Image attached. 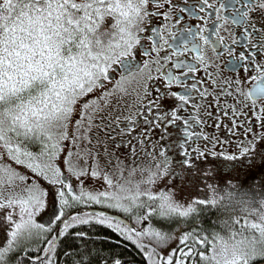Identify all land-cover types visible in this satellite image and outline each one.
Masks as SVG:
<instances>
[{
	"label": "snow or ice",
	"instance_id": "snow-or-ice-1",
	"mask_svg": "<svg viewBox=\"0 0 264 264\" xmlns=\"http://www.w3.org/2000/svg\"><path fill=\"white\" fill-rule=\"evenodd\" d=\"M183 4L0 0V264H132L125 242L144 264L257 254L264 198L221 195L202 164L264 161V0ZM161 180L204 196L181 203ZM204 206L219 230L199 225Z\"/></svg>",
	"mask_w": 264,
	"mask_h": 264
},
{
	"label": "flooded vegetation",
	"instance_id": "flooded-vegetation-1",
	"mask_svg": "<svg viewBox=\"0 0 264 264\" xmlns=\"http://www.w3.org/2000/svg\"><path fill=\"white\" fill-rule=\"evenodd\" d=\"M174 2L179 3L181 6H186L183 4V0H174ZM188 2H189V4H194L195 0H188ZM223 14L224 15H230V13H223ZM183 16H184V20H183L181 26H183V24H191L193 27H195L198 23H200L195 18H190L187 13H184ZM231 30L232 29H230V31ZM237 32H238V30H237ZM221 35H223L225 37L226 43H229L231 41V37L229 36L228 31L222 30ZM179 42H180V38L177 37V40L174 41V43H179ZM209 54H211L210 50H209ZM229 59H230V57H228L227 54L225 53L223 55V57L220 59L219 63L221 65H225ZM225 75H229V73L225 72ZM255 84H256V82L252 81L251 83H247L245 86H246V88L250 89V88L254 87ZM262 130H264V129H260L259 127H257V129H256L257 132L262 131ZM238 147H239V145L237 144V141L235 138L233 139L232 144H225L224 145V148L228 149L230 153H236V154H238ZM263 163H264V161H260L258 158H254L251 161H250V159L245 158L241 161L238 160V161H232L230 163H222V165L220 163H216L215 164V167L217 169L216 174H217L218 179L220 181L225 182L224 184H222V186L227 185L230 182L232 183L234 181H239V180L242 181L243 179H246V178L247 179H256L258 177V172L263 173L262 170H259V168L264 167L262 165ZM125 164L129 168L131 167L130 161H125ZM202 166L204 167V164H202ZM125 173H127V172H125ZM233 175H236V176H233ZM175 187H177L176 183L173 181H169L168 186L164 187V188L167 191H172L173 188L175 189ZM178 188H179V186H178Z\"/></svg>",
	"mask_w": 264,
	"mask_h": 264
},
{
	"label": "rangeland",
	"instance_id": "rangeland-1",
	"mask_svg": "<svg viewBox=\"0 0 264 264\" xmlns=\"http://www.w3.org/2000/svg\"><path fill=\"white\" fill-rule=\"evenodd\" d=\"M239 161H241V160H239ZM216 163H220L222 165V163H230V161H225L223 159V157H219V158L208 157L203 162L204 168H206L210 172V175L206 178V182L213 184L219 190L221 195L225 194L224 193L225 189L229 188L232 183H235L238 185L237 194L247 193L248 195L252 196L256 200L264 198V167L259 168V170H262L263 173L258 172V177L256 179H247L246 178V179H243L242 181L241 180L234 181L232 183L230 182L227 185L222 186V184H224L225 182L220 181L218 179V176L216 174L217 169L215 167ZM262 165L264 166V163ZM16 167L19 170V166H16ZM125 175H127V173H125ZM233 176H236V175H233ZM136 179H139V176H137ZM176 186L177 187H175V189L173 188L172 192L174 194V197L181 203H184L186 201H190V198H197V197L203 198V196H204L203 191L198 192L188 184L180 183V184H176ZM178 186H179V188H178ZM164 187H165L164 181L163 180L158 181L154 187V190L166 191V189ZM203 187H204V185L201 184V188H203ZM206 207L207 206H205L204 208H206ZM217 208L222 212L221 208H219V207H217ZM221 215L223 216L224 213L222 212ZM214 230H216V229H214ZM4 236H5V233L3 231H0V246H3V244L5 242Z\"/></svg>",
	"mask_w": 264,
	"mask_h": 264
},
{
	"label": "trees",
	"instance_id": "trees-1",
	"mask_svg": "<svg viewBox=\"0 0 264 264\" xmlns=\"http://www.w3.org/2000/svg\"><path fill=\"white\" fill-rule=\"evenodd\" d=\"M222 212L216 207L211 209L205 208L204 211L201 212L199 217V225L203 227L204 230L211 232L214 229L219 230L218 219L222 217ZM154 225L161 230L165 231H174L176 225L171 223H164L159 219H155L153 221ZM112 239H118L114 234L112 235ZM127 247L121 246V248L117 249V251H121L122 254L130 261L132 264H144L141 253L136 249V247L130 243H127Z\"/></svg>",
	"mask_w": 264,
	"mask_h": 264
},
{
	"label": "clouds",
	"instance_id": "clouds-1",
	"mask_svg": "<svg viewBox=\"0 0 264 264\" xmlns=\"http://www.w3.org/2000/svg\"><path fill=\"white\" fill-rule=\"evenodd\" d=\"M223 234L225 235V238L227 239L228 233H227L226 230L224 231ZM248 235H249V237H251L250 233ZM257 240H259L258 236H257ZM228 243L230 245V247L228 248V256L231 257L232 251H233L231 245H232L233 242L231 240H229ZM221 247L222 246H220V245L217 246V251L218 252L221 251ZM237 251H239V250L237 249ZM257 261H260L261 264H264V244H258L257 254L255 256H250L249 257V264H256Z\"/></svg>",
	"mask_w": 264,
	"mask_h": 264
}]
</instances>
